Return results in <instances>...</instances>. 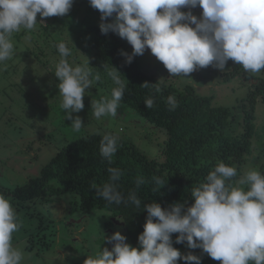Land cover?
Segmentation results:
<instances>
[{
  "label": "clouds",
  "instance_id": "obj_1",
  "mask_svg": "<svg viewBox=\"0 0 264 264\" xmlns=\"http://www.w3.org/2000/svg\"><path fill=\"white\" fill-rule=\"evenodd\" d=\"M89 3L101 13V33H114L132 46L131 54L120 52L127 64L150 49L172 77H184L209 65L224 71L229 60L246 72L255 74L264 70V0H89ZM73 4L74 0H0V64L14 55L13 33L33 30L38 24V14L41 20L63 17ZM197 7L202 9L199 17L192 11ZM56 48L60 57L54 71L60 81L59 106L65 113L64 119L71 121V128L79 132L84 124L73 113L84 109L86 90L92 87L93 79L100 80V73L93 77L85 67L73 66L68 59L72 49L66 42L58 43ZM107 74L116 87L111 99L92 100V115L96 119L117 117L125 94L119 71L111 67ZM163 81L162 78L155 85L145 83L143 87L151 86L160 92ZM166 102L170 111L179 106L172 95ZM144 103L151 109L155 100L149 97ZM118 148L117 136L102 137L100 155L109 164ZM108 172L109 181L102 187L94 183L91 186L97 196L109 205L132 204L141 208L142 201L135 190L127 197L119 191L122 170L109 167ZM236 176L235 166L219 162L203 183L192 187L194 203L190 206L185 201L167 208L156 202L143 207L147 217L144 231L138 236L139 247L127 243V237L120 231L104 235V243L111 244V250L103 247L95 255L87 256L84 264H178L180 260L185 264H202L200 256L191 252L182 254L173 246L185 242L189 249H201L221 264H264V173L248 170L236 182L247 185L246 189L233 186ZM145 182L138 177L137 188ZM152 182L166 185L159 176H153ZM21 227L11 198L0 193V264H24L26 253L12 242L13 234ZM173 234H179L175 241Z\"/></svg>",
  "mask_w": 264,
  "mask_h": 264
},
{
  "label": "trees",
  "instance_id": "obj_2",
  "mask_svg": "<svg viewBox=\"0 0 264 264\" xmlns=\"http://www.w3.org/2000/svg\"><path fill=\"white\" fill-rule=\"evenodd\" d=\"M76 3L78 7L72 6L70 12L63 17L53 16L40 20L38 14L37 22L40 20L39 23L42 24L38 23L40 25L36 35L38 42L35 44L39 52L46 56L45 65H52L55 69V64L60 58L56 45L63 41L71 48L69 38L77 41L78 49H82V53L79 54L76 50L68 58L69 62L73 66L85 67L93 77L99 72L101 78L99 81L93 79L92 87L86 90L84 109L79 113H73L74 117L79 115L82 118L84 127L75 132L71 126L67 127L66 123L69 120H61L56 124V128H53L58 129L60 145L54 152L49 153V160L42 166L39 174L31 177L28 175L24 184L5 190V195H12L11 201L18 205L17 210L28 208L47 196L69 195L79 211L84 214L104 210L121 216L125 222L129 242L139 247L138 236L144 231L147 217V212L143 210L145 205L156 202L167 208L171 204L187 201L190 206L194 203L191 196L192 187L203 183L219 162L237 168L233 186L245 189L247 185L236 184L245 165L249 164L251 169L264 173V123L259 126L255 121L257 104H264V70L254 74L246 72L241 65L228 61L222 79L233 77L246 83L247 93L244 97L238 98L234 105L214 103V96L198 94L191 84L181 88L168 83L165 79L159 85L161 91L156 92L155 88L151 86L145 88L143 85L145 83L155 85L162 78L152 69L149 70L138 56L131 64H127L120 52L123 50L131 54L132 46L114 33L108 35L101 33L99 27L101 13L90 6L89 0H74V4ZM192 11L197 17L202 13L199 7ZM108 22H111V18ZM33 31L34 29L29 32ZM19 32L13 35L23 36V32ZM209 66L211 69H217ZM111 67L119 71L125 84L121 107L130 108L141 114L149 124L165 133L166 140L159 157H149L130 139L119 137L108 128L104 133L94 130L95 125L90 121L94 119L91 116L92 100L111 99L112 89L116 87L107 74ZM49 69H52L55 76L54 69ZM170 95L175 96L179 104L174 111L169 110L166 102ZM149 97L155 100L151 109L144 103ZM45 114L43 115H49L47 111ZM63 126L66 130L60 128ZM44 132L47 130L44 129L40 134H31L29 138V147L38 146L35 158L43 151H49L48 145H53L47 140L51 138L46 139L47 133ZM106 134L118 137L119 148L112 157L111 164L101 157L99 151L100 141ZM109 167L122 170L123 175L118 182L119 191L127 197L130 191L135 190L142 201L141 208H136L132 204L109 205L107 201L97 196L91 186L94 183L97 187H102L109 181ZM153 176L162 177L166 185H155L152 182ZM138 177H143L146 181L139 188L136 186ZM40 231L41 239L47 235L53 237L56 232L51 226L42 227ZM22 234H26L27 242L30 244L26 245L28 249L36 242V234L31 235L28 231ZM178 235L173 234V241ZM173 246L182 254L191 252L200 256L202 264H221L201 249H189L186 242L174 243ZM178 264H185V261L180 260Z\"/></svg>",
  "mask_w": 264,
  "mask_h": 264
},
{
  "label": "rangeland",
  "instance_id": "obj_3",
  "mask_svg": "<svg viewBox=\"0 0 264 264\" xmlns=\"http://www.w3.org/2000/svg\"><path fill=\"white\" fill-rule=\"evenodd\" d=\"M77 5L78 3L73 4L74 7H78ZM45 19L47 18L43 20ZM39 27L40 25L37 24L33 32L21 29L23 36L13 35L14 55L10 60L0 64V193L2 194L7 188L24 184L28 175L31 177L39 174L42 166L49 160V153L54 152L60 145L58 129H53L61 120H65V113L59 106L62 99L58 89L60 81L53 75L52 69H49L54 67L45 65L46 56L43 52H39L35 44L38 42L36 35ZM41 40L43 41V38ZM69 40L72 41L70 38ZM71 45L72 53L76 50L79 54L82 53V49H78L77 41H72ZM44 48H46L45 44ZM138 57L140 61L142 59L145 62L149 70L152 69L157 76L168 83L181 88L191 84L198 94L214 96L213 102L217 104L234 105L238 98L244 97L247 93L245 82L233 77L223 80L224 71L211 69L210 66L197 68L184 77H172L151 51L146 50L144 55ZM46 111L49 113L48 116H44ZM91 116L94 119L90 121L95 125L94 130L97 132L104 133L108 128L117 136L130 139L149 157L160 156L166 140L165 133L149 124L141 114L127 107H120L117 117L103 116L96 119L92 111ZM255 121L259 126L264 123L262 103L256 106ZM66 125L71 126L69 121ZM60 128L66 130L65 126ZM44 129L47 130L44 132L47 133L46 139L50 137L51 139L47 140L53 145H48V153L45 150L35 158L38 146L29 147V138L31 134L43 133ZM250 169L251 165H245L238 181ZM5 196L12 199L11 194ZM12 204L22 221V227L13 234L12 242L26 253L24 264H84L87 256L95 255L103 247L111 250L112 245L104 243V239L117 231L125 235L127 243L131 244L121 216L104 210H94L84 214L79 211L69 195L47 196L28 208L19 210L16 203L12 202ZM49 226L56 230L53 237L47 235L41 239L40 228ZM24 231H28L31 235L36 234V242L28 249L26 245L30 244L27 242L26 234H22Z\"/></svg>",
  "mask_w": 264,
  "mask_h": 264
}]
</instances>
